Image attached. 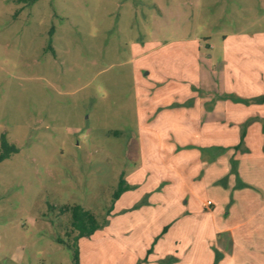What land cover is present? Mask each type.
Returning a JSON list of instances; mask_svg holds the SVG:
<instances>
[{
    "label": "rangeland",
    "instance_id": "rangeland-1",
    "mask_svg": "<svg viewBox=\"0 0 264 264\" xmlns=\"http://www.w3.org/2000/svg\"><path fill=\"white\" fill-rule=\"evenodd\" d=\"M207 60L264 92V0H0V154L2 136L16 148L0 162V264H74L75 250L77 264H165L155 251L177 237L217 239L200 202L221 208L219 190L189 216L147 206L160 164L132 135L146 71L191 79ZM120 179L137 187L116 202ZM75 205L100 225L76 239Z\"/></svg>",
    "mask_w": 264,
    "mask_h": 264
},
{
    "label": "crops",
    "instance_id": "crops-1",
    "mask_svg": "<svg viewBox=\"0 0 264 264\" xmlns=\"http://www.w3.org/2000/svg\"><path fill=\"white\" fill-rule=\"evenodd\" d=\"M210 61L202 75L179 81L146 71L148 83L139 88V135H132L138 151L160 164L157 195L149 196L147 206L189 216L200 191L215 189L222 196L221 208L209 198L200 202L217 239L177 237L155 256L165 264H264V92L232 88L234 79L221 67L213 74ZM176 221L182 220L167 221L161 236Z\"/></svg>",
    "mask_w": 264,
    "mask_h": 264
},
{
    "label": "trees",
    "instance_id": "trees-1",
    "mask_svg": "<svg viewBox=\"0 0 264 264\" xmlns=\"http://www.w3.org/2000/svg\"><path fill=\"white\" fill-rule=\"evenodd\" d=\"M5 136H2L1 139V149L2 152L0 154V162L4 160L5 158H9L11 154L16 153V148L12 145H9L6 143ZM232 173H234V170L232 169ZM226 178L222 180V182H225ZM132 189V186H129L126 184L124 179L118 180L117 183V190L113 193V200H117L120 198V196L125 192ZM66 209V208H64ZM67 211L70 212V225L73 230L78 231V234L74 237L75 239L82 236H88L91 235L95 230H98L100 228V225L97 223V220L94 217V214H92L89 211H84L81 207L78 205L72 206L70 208H67ZM167 227L164 228L163 231H166ZM77 251L73 253V259L74 264H77Z\"/></svg>",
    "mask_w": 264,
    "mask_h": 264
},
{
    "label": "built area",
    "instance_id": "built-area-1",
    "mask_svg": "<svg viewBox=\"0 0 264 264\" xmlns=\"http://www.w3.org/2000/svg\"><path fill=\"white\" fill-rule=\"evenodd\" d=\"M205 204H206V206H211V202H209V200L206 201Z\"/></svg>",
    "mask_w": 264,
    "mask_h": 264
}]
</instances>
